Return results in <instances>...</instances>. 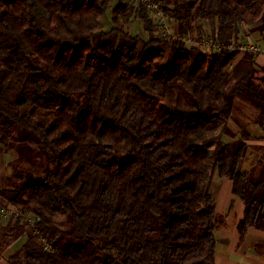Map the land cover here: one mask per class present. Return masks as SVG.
<instances>
[{
	"label": "trees",
	"instance_id": "16d2710c",
	"mask_svg": "<svg viewBox=\"0 0 264 264\" xmlns=\"http://www.w3.org/2000/svg\"><path fill=\"white\" fill-rule=\"evenodd\" d=\"M148 1L175 35L226 45L264 22V0ZM131 2L0 0V159L31 142L0 208L34 219L0 220L6 264H213L217 177L240 234L264 230V67Z\"/></svg>",
	"mask_w": 264,
	"mask_h": 264
},
{
	"label": "crops",
	"instance_id": "0c3cea01",
	"mask_svg": "<svg viewBox=\"0 0 264 264\" xmlns=\"http://www.w3.org/2000/svg\"><path fill=\"white\" fill-rule=\"evenodd\" d=\"M262 28L264 29L263 21L245 25L243 37L245 40L257 41L261 36L259 30ZM256 62L264 67V55H257ZM254 161L257 163V156ZM254 161L251 159L249 166H253ZM213 194L216 200L215 237L217 239L213 264H264V230L250 228L246 235L240 234L238 223L243 216L245 206L233 193L232 182L217 177L213 184ZM0 259L1 262L4 260L2 257Z\"/></svg>",
	"mask_w": 264,
	"mask_h": 264
},
{
	"label": "built area",
	"instance_id": "2783aa9c",
	"mask_svg": "<svg viewBox=\"0 0 264 264\" xmlns=\"http://www.w3.org/2000/svg\"><path fill=\"white\" fill-rule=\"evenodd\" d=\"M131 1V0H130ZM141 3L142 5L148 7L151 12H157V19L160 27V32L165 36H169L172 39H177L186 44L188 48H198L206 55L218 54L224 51L230 52H239L240 55H244L247 53H251L254 55H259L264 53V49L254 40H245L244 42H233L229 45L223 44L219 41H216L212 38H201L197 39L191 35H175L168 25L167 20L164 16L161 8L149 2L148 0H132ZM16 220L20 219L24 222L32 225L34 223V219L30 218L25 212L19 209L14 208H0V220Z\"/></svg>",
	"mask_w": 264,
	"mask_h": 264
},
{
	"label": "rangeland",
	"instance_id": "374dc122",
	"mask_svg": "<svg viewBox=\"0 0 264 264\" xmlns=\"http://www.w3.org/2000/svg\"><path fill=\"white\" fill-rule=\"evenodd\" d=\"M133 2L134 1H132L131 3H133ZM140 6H141V4H139V7ZM147 9H148V12L150 13V9L148 7H147ZM111 20H112L111 18H110V20L107 18V20L105 21V28H104V30L110 29V27H111ZM157 20H159V19H157ZM131 27H132V31L134 32V34H137V33L143 34V36L145 38H148V35L143 30V21L141 19H134L133 22H132V24H131ZM260 46L264 49V46H262V45H260ZM259 55H264V53L259 54ZM28 144H31V142L30 141L13 142L10 145H12V146L16 145V146H14L13 148L11 146H8V148H7L8 151L1 156V159H0V162H1V165H0V189H3L5 186H7L8 179L14 173L13 169L11 167H9L10 164H11V162L17 161L21 157H23L24 159H26L25 158L26 157V154H29V152H27V151L23 152V151H20V150H21V148L24 149L25 147L29 146ZM32 149L33 150H36V146H32ZM21 153H24V155L21 156ZM260 181H263V179H261ZM3 261L1 262V259H0V264H6L5 261L4 262Z\"/></svg>",
	"mask_w": 264,
	"mask_h": 264
}]
</instances>
